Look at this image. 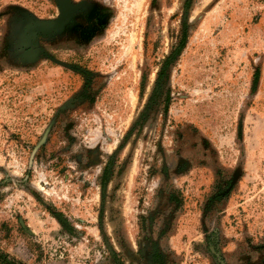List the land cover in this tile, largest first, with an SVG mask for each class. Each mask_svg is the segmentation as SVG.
I'll return each mask as SVG.
<instances>
[{
  "label": "rangeland",
  "instance_id": "374dc122",
  "mask_svg": "<svg viewBox=\"0 0 264 264\" xmlns=\"http://www.w3.org/2000/svg\"><path fill=\"white\" fill-rule=\"evenodd\" d=\"M0 264H264V0H0Z\"/></svg>",
  "mask_w": 264,
  "mask_h": 264
}]
</instances>
